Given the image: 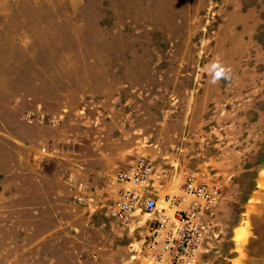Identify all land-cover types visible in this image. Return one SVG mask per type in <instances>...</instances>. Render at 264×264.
<instances>
[{"label":"rangeland","instance_id":"374dc122","mask_svg":"<svg viewBox=\"0 0 264 264\" xmlns=\"http://www.w3.org/2000/svg\"><path fill=\"white\" fill-rule=\"evenodd\" d=\"M0 264H264V0H0Z\"/></svg>","mask_w":264,"mask_h":264},{"label":"built area","instance_id":"2783aa9c","mask_svg":"<svg viewBox=\"0 0 264 264\" xmlns=\"http://www.w3.org/2000/svg\"><path fill=\"white\" fill-rule=\"evenodd\" d=\"M154 169L153 161L147 158H140L135 163H133L128 169L121 170L118 173V178L122 181L130 182L136 185L143 184L152 174ZM192 184H189L188 189L192 190ZM199 195L203 197L205 195L207 203L213 202L215 199L213 192L206 190V187L198 189ZM140 201V195L131 190L125 193V199L120 203L121 216L127 217V214L132 212L138 205ZM144 205L148 210L153 212L158 211L163 212V208L159 207L158 200L154 197H148L144 201ZM203 207V205H202ZM201 207V208H202ZM175 216L176 230L178 235L175 237H166V239H193L191 245H198L201 239H204L207 232V225L201 217V210L199 208L195 209L192 206L191 209L182 210L178 209ZM170 218V216H168ZM165 223H162V225ZM173 234V229L168 231L169 234ZM195 247H193L189 252L194 253Z\"/></svg>","mask_w":264,"mask_h":264},{"label":"bare ground","instance_id":"6f19581e","mask_svg":"<svg viewBox=\"0 0 264 264\" xmlns=\"http://www.w3.org/2000/svg\"><path fill=\"white\" fill-rule=\"evenodd\" d=\"M239 233H240V232H239ZM239 233H238L237 238L240 240V239H242L243 235H242V234H239Z\"/></svg>","mask_w":264,"mask_h":264}]
</instances>
